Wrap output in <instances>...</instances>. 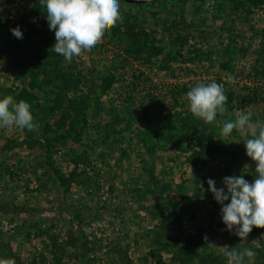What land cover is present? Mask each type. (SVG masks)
Masks as SVG:
<instances>
[{"label":"rangeland","instance_id":"rangeland-1","mask_svg":"<svg viewBox=\"0 0 264 264\" xmlns=\"http://www.w3.org/2000/svg\"><path fill=\"white\" fill-rule=\"evenodd\" d=\"M119 6L69 64L40 0H0V97L27 102L36 125L0 128V259L228 264L226 251L249 248L264 264V228L229 232L207 184L255 179L250 130L221 128L241 112L264 125V0ZM213 81L226 111L206 124L183 97Z\"/></svg>","mask_w":264,"mask_h":264},{"label":"clouds","instance_id":"clouds-1","mask_svg":"<svg viewBox=\"0 0 264 264\" xmlns=\"http://www.w3.org/2000/svg\"><path fill=\"white\" fill-rule=\"evenodd\" d=\"M46 9L49 29L54 31L52 49L71 64L82 52L93 49L105 33L121 19L119 0H40ZM17 39L23 38L17 26L11 29ZM194 117L212 123L226 111L227 97L223 87L215 81L199 83L183 97ZM251 113L238 115L235 121L223 124L221 135L228 137L233 130L249 129L251 138L244 142L246 155L255 162V179L249 183L244 175L224 177L217 188L212 179L207 181L209 191L221 206L222 223L240 240H247L253 228H264V125L255 127L250 122ZM16 127L33 131L36 127L30 105L11 96L0 97V128ZM228 264H254L256 253L249 248L224 253ZM247 258V261H246ZM0 264H15L11 259H0Z\"/></svg>","mask_w":264,"mask_h":264}]
</instances>
